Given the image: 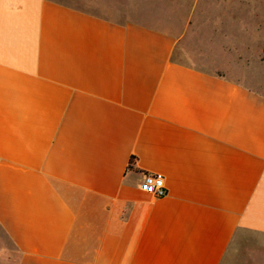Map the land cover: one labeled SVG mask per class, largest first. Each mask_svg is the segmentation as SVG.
I'll return each instance as SVG.
<instances>
[{
    "label": "crops",
    "instance_id": "1",
    "mask_svg": "<svg viewBox=\"0 0 264 264\" xmlns=\"http://www.w3.org/2000/svg\"><path fill=\"white\" fill-rule=\"evenodd\" d=\"M145 2L0 0V247L18 264H264V92L183 58L200 0H155L164 25L134 17Z\"/></svg>",
    "mask_w": 264,
    "mask_h": 264
},
{
    "label": "rangeland",
    "instance_id": "2",
    "mask_svg": "<svg viewBox=\"0 0 264 264\" xmlns=\"http://www.w3.org/2000/svg\"><path fill=\"white\" fill-rule=\"evenodd\" d=\"M158 7L155 0H146L133 15L164 25L153 13ZM199 9L200 19L181 40L183 58L226 68L264 92V0H200ZM0 264H18L10 246L0 247Z\"/></svg>",
    "mask_w": 264,
    "mask_h": 264
},
{
    "label": "built area",
    "instance_id": "3",
    "mask_svg": "<svg viewBox=\"0 0 264 264\" xmlns=\"http://www.w3.org/2000/svg\"><path fill=\"white\" fill-rule=\"evenodd\" d=\"M143 183L146 188L156 197L164 196L167 191L164 185L163 176L157 173H145Z\"/></svg>",
    "mask_w": 264,
    "mask_h": 264
},
{
    "label": "trees",
    "instance_id": "4",
    "mask_svg": "<svg viewBox=\"0 0 264 264\" xmlns=\"http://www.w3.org/2000/svg\"><path fill=\"white\" fill-rule=\"evenodd\" d=\"M132 162H133V159L131 158V159H130V163H129V164H132Z\"/></svg>",
    "mask_w": 264,
    "mask_h": 264
}]
</instances>
